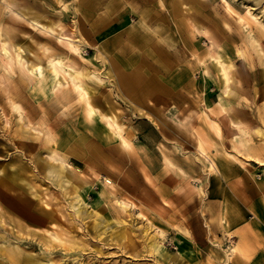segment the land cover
<instances>
[{"label": "rangeland", "instance_id": "rangeland-1", "mask_svg": "<svg viewBox=\"0 0 264 264\" xmlns=\"http://www.w3.org/2000/svg\"><path fill=\"white\" fill-rule=\"evenodd\" d=\"M114 1L78 0L77 3V0H0V162L10 163V166L12 163V169L19 163H23L27 168V171L22 175V179L14 183L18 190L16 192L9 191L12 197L22 192L25 197L28 196L31 202L38 206L42 201L37 193L42 194L57 190L55 191L56 195H59L60 192L58 185L47 179L46 172L42 171L40 167H34L31 158L32 153H28L26 156L22 155V157L20 155L13 157V154L18 155L21 151L19 140L13 138L15 131L21 129L27 134L38 136V139L33 137V142L39 146L40 155L48 158V151L44 150L45 144L49 145L48 138L51 137L56 142L73 133L80 136L85 132L82 126L83 123H80V120L85 121L89 118L87 99L84 95L80 96L78 90L71 92V96H74L75 101L69 103V105L59 104L57 100L53 99L54 94L52 93L50 98L38 96L42 93L40 88L43 76H37L35 71L29 68L32 62L42 66L44 74L48 75L51 67L49 56L55 54L67 55L66 62L76 63L80 68L85 67L84 69H94L100 72L106 81L105 84L99 83L94 77H85L84 81L91 87H96L97 90L103 89L106 92L105 94H111L110 102L113 101L117 105V111L124 115L120 121L124 123L125 129L136 127L145 131L149 127V122L146 118L142 119L140 113L150 111L147 104H156L157 101L152 97L158 95H149V100L144 105H141V103L137 105L135 102H129V99L124 100L121 98L116 88H113L116 81L113 77L111 64H109L112 47L109 46L108 42L119 33L118 31L114 32L113 29L119 25H122L121 28L123 29L128 28L133 23L138 22L140 16V10L131 8L132 5L126 0L122 4L123 8L117 11L118 8L115 6ZM181 1L184 2V0ZM162 2L163 0L150 2V7H163V17L160 19L161 21L158 19L156 22L153 21V26L151 23L147 29L161 43L167 45L169 41L172 42L171 46H167V50L169 54L171 52V57L179 62L178 64L173 62V66L176 65V68H178L177 73L187 72L188 75L186 78L172 81L174 87L172 91L168 92L171 98L170 104L166 108L168 115L180 117L184 115V112L191 115L199 111L197 109H200L206 103V98L209 99L212 108L217 107L220 100L219 96L222 93L217 81V78H222V74L218 70L216 59L213 57L217 50L223 54L227 50L226 46L231 44L229 49L232 48L233 50L227 56H234L233 62L237 69H247L249 67L248 69L253 72L258 66L264 67V61L256 49L251 50L249 53L245 52L246 59L238 55L236 57L234 42L231 43V38L225 32L222 33L223 29L220 30V27L214 26L215 19L220 18L221 28L225 27L231 34L237 30L236 34H242L243 39H246L247 32L249 33L250 30L257 33L258 20L264 21V0L260 3H256L255 0H203L200 5L208 13L204 15L205 17L194 15L196 12L189 13V11H195L191 8L194 1L192 3L185 0L180 16L168 15L170 13L168 6L164 2L162 4ZM229 8L233 9L235 13L229 12ZM38 17L40 23L36 19ZM76 18L78 26L72 27V23ZM100 18H106V20L99 21ZM199 18L202 21L196 20ZM221 19L223 20L221 21ZM51 22L55 23L54 26L58 30L63 26L67 29H74L84 39L87 45H85L86 50H83L82 55L78 53L75 54L77 58L74 57L69 35L60 37L59 33L47 30L48 28L42 25V23L48 24ZM167 22L169 26L165 25ZM57 24H60V26H57ZM195 25H202L208 32L205 30V32L199 31ZM154 28L167 30L163 31V36H165L161 37L159 33L154 34ZM217 32L224 39H216L215 42L219 43H216L215 46L217 47L215 48L212 37L214 38ZM67 33H70V31L68 30ZM165 39L170 40L166 42ZM16 46H22L20 51L17 50ZM23 46L27 49L24 50ZM193 50H197L198 55H193L191 53ZM18 52H20V57H23L22 61H19ZM128 55L123 54L121 56L122 58H128ZM199 57L203 58L205 62L201 66L209 72L207 79H204L200 73H198L197 78L193 75L194 72H200L198 68L194 70L195 62L199 60ZM123 68L130 70L131 67L124 66ZM247 87L250 89L246 85ZM253 95L254 91H251L249 95L245 94L241 98L243 105L248 110L252 108L247 104H252ZM249 99L251 102H249ZM261 103L262 101L259 100L256 105L253 102V105L257 106ZM52 104L54 106H50ZM17 106L21 109L22 114H20ZM133 107L138 108L133 110ZM141 108L142 110H140ZM108 113L111 116V113ZM243 118L245 121L247 120L245 117ZM42 120H45V122L42 123ZM185 122H188L187 119H183L178 123L185 127ZM192 123L191 121L188 122L189 129ZM48 130L51 131L49 135L44 133ZM123 132L126 134L125 130ZM252 135L257 144H264L261 135L255 134V132ZM176 142L177 140H174V138L172 140L161 138L153 145L145 140H142L140 144L136 142L135 146L141 147L138 148L141 153L140 156L136 154L135 165L132 166L115 159L113 164L101 161L103 166L107 168L112 166L114 170L121 172V175L128 182L132 184H135V181L139 182L140 186L137 190L130 187L127 181L120 178L116 179V174L110 176L108 172L100 170L101 164L98 167L92 166L87 160L71 156V161L94 179V190L90 192L86 199L85 204L87 207L90 210H96L94 206L100 199L101 190L107 185L106 187L111 191L112 200L118 195L121 198L126 197L130 201L127 205L128 212L121 207L122 218L129 220L132 217L133 227L150 226L149 231L151 234L157 235V240H163L173 253L178 255L179 240L193 243L196 249L194 255L197 264H237L236 261H233L235 256L249 263L264 264V193L248 191L249 185L246 183L243 174V172L248 171L245 165L249 164L256 172L250 181V185L258 184V181L264 179V164H260L258 160L256 162L254 159H252L254 161L249 160V163L245 165L240 161H236L238 169L243 172L239 171L227 182H222L214 179L216 174L222 173L221 170H218V173L215 171L214 174L211 173L207 158L189 144V138L185 144H182L185 147L184 152L180 150L181 154L178 155L184 160H198L196 167L191 169L187 165H183L182 162H179V164L187 172L177 166L169 167L164 159V154L166 153L172 159H175L173 155ZM219 146V152H221L222 145ZM207 148L209 156H214L217 161L216 147L207 145ZM148 157H150V161ZM241 157L246 160L244 155ZM150 166H154L156 171L152 170ZM189 166H193V164ZM143 167H146L147 170L149 168L148 172H153L148 173L152 178L161 175L162 172L167 176H171V181L168 183L170 187L167 186L169 193L165 197L161 196L156 186L149 187L145 185L144 181L147 182L148 178L143 173ZM150 174H154V176ZM183 180L185 181L182 182ZM186 180L188 181L186 182ZM68 185V183L65 184V186ZM200 186L203 188V192L199 189ZM148 187H152L153 191ZM244 187L246 190H244ZM226 188H230L232 191L229 189V192L226 193ZM148 194L153 196L156 201L154 202L153 198H147ZM165 198L168 199L169 203L165 202ZM147 199L153 201V203ZM12 201L23 203L16 200V198H13ZM115 205L120 207L119 203L115 202ZM52 208L55 210L52 212V217L45 218L32 208L19 215L17 211L18 214L8 208L7 203L0 202V242L3 243L5 238L8 242L22 247L28 254L46 255L58 264H150L152 262L150 256L143 257L145 251L142 245L138 246V250L131 251L129 248L120 247L112 242L102 241L98 238V234L92 226L80 224L76 227L70 219L63 217L62 213L55 209L56 207ZM226 213L231 217H238L241 221L236 227L243 229V232L247 235L250 248H252L251 259H246L243 256L240 247V235L235 234L236 236L231 240V236L222 228ZM234 246H237V250L234 254H230ZM133 252L141 256H134ZM228 254H230V259H228ZM182 259H184V264H189L187 256H183ZM178 261V259L175 260L173 264H183L182 260L181 262Z\"/></svg>", "mask_w": 264, "mask_h": 264}, {"label": "bare ground", "instance_id": "bare-ground-1", "mask_svg": "<svg viewBox=\"0 0 264 264\" xmlns=\"http://www.w3.org/2000/svg\"><path fill=\"white\" fill-rule=\"evenodd\" d=\"M126 1L132 5V7L130 6L131 8H137V10H140V16L139 21L133 23L128 28L123 29L121 28L122 25H119L117 28L113 29L114 32L118 31L119 33L115 35L114 39L108 42L109 46L112 47V54L110 56L109 64H111L113 77L116 81L115 87L113 88H116V90L119 92L118 95L121 98L124 100L129 99V102H135L137 105L140 103L141 105H144L145 102L149 100V95H158H155L156 97H152L157 101L156 104L146 103L150 110L148 111L149 113H140L141 118H146L149 122V127L145 131L140 128L137 129L136 127H128L125 129L124 123L120 121L123 119L124 115L123 113L117 111V105L114 104L113 101L110 102L111 94H105L106 92H104L103 89L100 88L97 90L96 87H91L87 82L84 81L85 77H94L99 83L105 84L106 81L100 72L94 69H84L85 67L80 68L78 65H76V63L66 62L65 59L67 58V55L61 56L55 54L49 56L51 67L48 75H46V73L44 74L42 66L32 62L31 65H29V68L32 71H35L37 76H43V80H41L42 85L40 88L42 93H40L38 96L50 98L52 93L54 94V96H52L53 99L57 100L59 104L69 105V103H73L75 101L74 96H71V92L73 90H78L79 95H84L87 99V113L89 118H87L85 121L80 120V123H83L82 126L84 127L85 131L84 134H81L80 136H77L76 133H73L63 140L58 139L59 141L56 142L53 141V138H48L49 145L45 144L44 148V150L48 151V158L40 155V150L38 149L39 146L37 143L33 142V137L38 139V136L36 137L33 134H27L21 129L16 130L13 138H17V140H19V148L21 151L18 155L13 154V157L19 155L22 157V155L26 156L28 153H32L31 158L35 165L34 167H40L42 171L46 172L47 179H49L51 183L58 185L60 192L59 195H56L55 191L57 190L53 192L47 191V193L44 192L42 194L37 193V196L42 201L40 205L38 204V206L31 202V199L28 196L25 197L22 192L17 193L15 197H12L9 191L16 192V190H18V187L14 183L22 179V175L27 171V168L23 163H19L14 167V169H12V163L10 166V163L0 162V202L7 203V207L12 209L15 213L18 212L19 215L25 213L27 210H29V208H32V210L37 211L45 218H51L53 215L52 212L55 211L52 207H56L55 209L61 212L63 217L70 219V221L76 227H78L80 224H88L92 226L96 230L98 238L102 241L112 242L120 247L123 246L125 248H129L131 251L138 250V246L142 245L145 251V255H143V257L150 256L152 260L150 264H173L177 259L179 260L178 262H181L182 260L184 264V259H182L183 256H187L189 258V264H197V262L195 263L196 257L194 255L196 249L193 243L181 242L178 240L179 252L177 255L166 246V243L163 240H157V235L151 234L149 231L150 226L133 227L134 224H132V217H130L129 220L123 219L121 216V207L126 210V212H128L127 205L130 203V201H128L126 197L121 198L118 195H116L114 200H112L110 195L111 191L108 190L106 187L107 185L101 190L100 199L94 206L96 210H90V208L87 207L85 203L87 196L90 195V192L94 190V179L85 173L81 167L74 164L70 157L75 156L82 160H87L92 166L94 165L98 167L101 164L100 170L108 172L110 176L116 174V179L120 178L121 180L128 182V180L121 175V172L114 170L112 166L109 168L103 166L101 161L103 160V162L107 161L113 164L115 159L124 162V164L132 166L135 165L134 160L137 158L136 154L140 156L141 153L138 149L141 147L135 146V144H137L136 142H139L140 144L142 140H145L149 144L153 145L158 141V139L166 138L172 140L174 138V140H177L173 155L175 159H172V157L166 153H163L166 164L169 167L177 166L179 169H182V166L179 164V162H182L183 165H187L193 169V167H196L198 160L196 161L193 159L188 161L182 159L178 155L181 154L180 150L184 152L183 150L185 147L182 144H185L189 138V144L199 150L200 153L207 158L210 166V172L213 173L215 171L218 173V170H221L222 173L219 175L216 174L214 179L227 182L229 179L238 174L239 171H242L241 169H238L236 161H240L243 165H245L249 163V160L254 159L256 162L258 160V163L264 164V144H257L252 135V133L255 132V134L257 133L261 135L264 139V67L258 66L255 70L250 67L253 72L248 69L249 67H246L247 69H237L233 62L234 56H227L228 53L231 54V50H233L232 48L229 49L231 44L226 46L227 50L223 54L217 50L213 57L218 63L217 67L218 70L221 71L223 78H217L218 85L222 89L217 107L212 108L209 99L206 98V103H204L200 109L196 108L199 111L192 113L191 115H189L187 112H184V115L180 114V117L168 115L169 113L166 111V108L169 106L171 98L168 92L170 90L172 91L174 87L172 81H175L179 78H186L188 76L187 72H176L178 71V68H176V65L173 66V62L176 64L179 62L173 59L171 57V52L169 54V51L167 50V46H171L172 44L171 41H167L170 39H165V41L168 42L167 45H165L164 43H161L156 36L151 35L147 29L148 25H150L153 21L156 22L157 19L161 21L160 19L163 17V7H150L149 4H151L150 2L153 0ZM189 1L192 3L194 1L193 5H191V8H193V10L195 9V11H189V13L196 12L194 15H197L198 17H205L204 15L208 14L200 5L202 4L203 0ZM123 2L124 0L114 1V4H116L115 6L118 8L117 11H120L123 8ZM163 2L166 6H168L167 8L170 11L168 15L180 16V13L184 8L182 6L184 5L185 0L184 2L181 0H163ZM255 2L260 3L262 0H255ZM229 12L235 13L234 10L230 8ZM164 17L166 18V16ZM36 19L38 20L39 17ZM39 20L38 23H40ZM102 20L105 21L106 18H100L99 21ZM179 20L178 22H180ZM196 20L202 21L201 18ZM222 20L223 19H221V21ZM153 23L151 24L152 26ZM54 24L55 23L53 22L48 24L42 23L45 28H48L47 30L59 33L60 37L69 35V40L74 51V57L77 58L76 55L78 53L82 55L83 50H86L85 45H87L84 39L79 36L74 29H67L63 26L60 30H58ZM258 24L260 26L258 25L257 33H255L253 30H250L249 33L247 32L248 35L246 39H243L242 34H236L237 30L235 33L231 34V32L225 29V27L221 28L220 18L215 19L214 21V26L220 27V30L223 29L222 33L225 32L231 38V43L234 42L233 44H235L236 48V50H234V54H236V57L238 55L246 59L245 54L256 49L260 54L259 56L264 61V21L259 19ZM75 25L78 26L77 18L72 23V27ZM165 25L169 26V23L167 22ZM57 26H60V24H57ZM195 26L199 31L205 30V27L202 25ZM68 30L70 33H67ZM163 31L167 30H162V28H154V34L159 33L161 37L165 36H163ZM205 31L208 32V30ZM212 39L215 46L216 43H219L215 42L216 39H224V37L218 35L217 32L214 38L212 37ZM216 47L217 46H215V48ZM21 48L22 46H19L17 47V50L20 51ZM26 49L27 47H24V50ZM191 53L193 55H198L197 50H193ZM123 54H129V57L122 58ZM18 55L20 57V52H18ZM22 59L23 57L21 56L19 61H22ZM203 62L204 59L200 57L199 60L195 62L194 70L198 68L200 72H194V77L197 78L199 76L198 73H200L203 75L204 79L208 78L207 76L209 72H207L205 67L201 66ZM124 66L131 68L130 70L125 69L123 68ZM249 76H251V78H249ZM246 85L249 86L250 89L248 87L246 88ZM251 91H254L252 104H246L252 108L248 110L246 106L243 105L244 103L242 102L241 98H243V95L245 94L249 95ZM259 100H261L262 103L260 105L254 106L253 102H255L256 105V102H259ZM249 102H251V100ZM130 105L132 106L133 104ZM50 106H54V104ZM136 108L138 107H133V110ZM188 108L187 110H189ZM17 109L20 111V114H22L19 106H17ZM140 110H142V108ZM108 112L111 113V116ZM243 117H245L247 120L245 121ZM183 119H187L188 122L191 121L195 124L193 125L192 123L191 128L189 129L188 122H185L184 124L186 126L184 127L178 123L179 121H183ZM45 120H42V123H44ZM124 130L126 134H124ZM44 133L49 135L51 134V131L48 130ZM166 143L168 142L166 141ZM6 144L8 145V143ZM207 145L216 147L215 151L218 156L217 161L214 156H209L207 153ZM219 145H222L221 152H219ZM242 155L246 157V160L241 157ZM149 158L150 157H148V160ZM191 163L193 166H189L192 165ZM245 167L248 171L242 172L244 174L246 183L249 185V190H247L251 192L264 193V179L258 181V184L250 185V181L255 176L256 172L249 164L245 165ZM150 168L156 171L154 166H150ZM142 169L144 175L148 178L147 182L144 181L145 185L149 187L156 186V189H158V191L161 193V196L165 197L169 193V188L167 186H169L168 183L171 181V176H167L163 174L164 172H162L161 175L152 178L148 175V173H153L150 171L148 172V170H150L149 168L148 170L146 167H143ZM182 170L187 172L184 168ZM95 172L97 171L95 170ZM154 174L150 175L154 176ZM161 179L164 180L161 181ZM184 181L185 180L182 182ZM187 181L188 180H186V182ZM66 183L69 185L65 186ZM128 183L134 190L139 189V182L135 181V184L130 182ZM151 188L149 189L152 190ZM199 189L201 192H203V188L201 186ZM229 189L225 190V192L228 193ZM244 190H246L245 187ZM13 198H16V200L23 203H19L17 201L14 202L12 201ZM147 198L152 199L153 196L148 194ZM149 199L147 200L153 203V201ZM153 199L155 202L156 199ZM115 202L119 203L120 207L116 206ZM165 202L169 203L168 199L165 198ZM164 207L166 208V206ZM224 218L225 222L223 223L222 228H224L228 235L231 236V240H233V237L236 236L235 234L240 235L239 240L240 247L243 251V256L246 257V259H251L252 248H250L247 235L245 232H243V229L236 227L241 223V221L238 219V217H231L227 213L224 215ZM2 236L6 237L4 235ZM235 250H237V246L232 248L230 254H234ZM133 253L134 256H141L136 252ZM230 254H228V259H230ZM233 261H236L237 264H253L246 262V260H241L236 256L233 258ZM0 264L58 263L54 262L51 257H47L46 255L37 256L28 254L22 247L8 242L4 238V242H0Z\"/></svg>", "mask_w": 264, "mask_h": 264}]
</instances>
